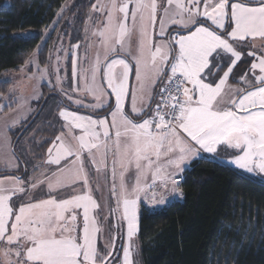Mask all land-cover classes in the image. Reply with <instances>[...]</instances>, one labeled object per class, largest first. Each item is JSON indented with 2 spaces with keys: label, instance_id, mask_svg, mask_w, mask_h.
<instances>
[{
  "label": "snow or ice",
  "instance_id": "6c2138e0",
  "mask_svg": "<svg viewBox=\"0 0 264 264\" xmlns=\"http://www.w3.org/2000/svg\"><path fill=\"white\" fill-rule=\"evenodd\" d=\"M93 8L106 12L105 23L92 33L103 57L98 52L80 72L73 61V76L82 81L74 91L91 95L95 103L87 107L96 109L111 107L106 103L110 90L115 106L108 116L96 119L60 111L71 140L66 141L63 133L55 137L46 163L58 168L30 184L31 189L45 184L47 198L33 199L19 177L12 178V184L0 180V242L7 245L3 255L9 257L8 264H107L108 257L97 246L101 229L95 213L100 205L89 186L86 159L97 173L110 172V192L118 197L117 208L126 221L123 264H134L132 241L139 231L141 195L159 183L163 188L171 184L172 191L182 196L176 173L202 151L215 153L225 145L237 150L231 160L235 166L249 174H264V56L251 63L253 80L247 74L240 78L245 88L227 83L242 58L229 41L264 39V0L257 4L166 0L163 6L159 0H110L107 6L97 0ZM158 16L161 40L154 43ZM171 25L177 26L174 35L168 31ZM225 55L229 67L217 81L210 65L219 71ZM133 72L135 86L130 93ZM75 103L85 106L79 100ZM75 129L79 134L72 135ZM130 171L131 180L126 178ZM76 186L81 191L76 192ZM64 188L74 194L63 197ZM25 197L27 202L21 203ZM148 199L157 202L155 192ZM164 202L163 197L158 201ZM114 246L105 245L108 255Z\"/></svg>",
  "mask_w": 264,
  "mask_h": 264
},
{
  "label": "trees",
  "instance_id": "16d2710c",
  "mask_svg": "<svg viewBox=\"0 0 264 264\" xmlns=\"http://www.w3.org/2000/svg\"><path fill=\"white\" fill-rule=\"evenodd\" d=\"M95 2L0 0V95L5 96L12 87L11 82L4 81L5 76L27 64L41 44L42 32L63 6L71 4L72 14H76L70 44H77L83 41L84 24ZM27 31L35 35L24 37ZM49 43L41 49L42 64L47 62ZM69 63L71 68V60ZM161 83L155 87V94ZM52 97L60 99L55 93L46 94L40 106L44 108ZM62 105L98 118L108 116L114 100L111 107L96 113L70 106L65 100ZM38 116L39 112L12 133L21 166L24 161L16 151L19 141ZM9 175L15 174L0 172V177ZM181 178V201L157 211L141 206V264H264V183L206 158L193 161ZM122 246L120 242L116 247L115 262L122 256Z\"/></svg>",
  "mask_w": 264,
  "mask_h": 264
},
{
  "label": "rangeland",
  "instance_id": "374dc122",
  "mask_svg": "<svg viewBox=\"0 0 264 264\" xmlns=\"http://www.w3.org/2000/svg\"><path fill=\"white\" fill-rule=\"evenodd\" d=\"M95 4H97V0H95ZM249 2L259 1V0H246ZM160 4L163 6L166 3V0H159ZM231 2V0H230ZM99 3L107 6L110 3V0H99ZM94 4V5H95ZM89 16L85 21L84 32H83V41L77 44H70V34L71 30L74 26L76 20V14H72L71 4L63 6L59 12L56 14L54 22L42 32V41L41 44L36 49L34 55L27 61V64L16 73H11L5 76L4 81L11 82V89L9 93L5 96L0 95V111L3 112L6 110V107L11 111L6 117L7 122L10 125H16V128L23 123L29 121V118L34 116L39 112V116L37 117L36 122L31 127L30 132L21 139L19 146L17 147V152L22 154L24 157L27 155L24 152V147L27 144L30 149H32V145L34 142L38 145L39 152H42V147L45 142L50 138H53L59 134L60 124L59 121L63 118L60 117L59 113L62 110H70L66 106L62 105V101L73 107L81 108L84 110H89L92 113H96L98 111L104 110L108 107L103 108H90L87 105L94 104V98L86 92L83 91H74V89L80 88L82 86V81L79 79V76H73V61L75 60L77 65V72L83 71L85 68L89 67L93 62L96 54L99 52L101 57H103V50L100 48L98 38L93 36V32L102 27L105 23L106 12L96 11L94 8L89 12ZM177 26L171 25L168 29L169 32H172ZM159 30V16L157 19V25L153 33V42L159 43L161 38L158 35ZM35 33L32 31H27L23 34L24 37L34 36ZM174 35V34H173ZM257 39V40H256ZM252 40L251 38L247 39L242 43L233 42V46L236 47L238 51H241L244 56V61H251V63L255 62L256 56H261L264 54V48L260 46V43H264L260 38H256ZM52 40L50 43L49 41ZM135 41V37L133 38ZM49 43L48 54L46 58V64H42L40 61V52L41 49ZM251 43V44H250ZM261 43V45H262ZM76 45H79L77 48ZM249 53H253L254 55H249ZM251 60H250V59ZM111 59V57H109ZM71 60V68H69ZM36 63L39 64V67H36ZM250 63V64H251ZM248 64H245V69L249 68ZM251 68V65H250ZM249 69H246V74L249 80H253V74ZM47 69L46 74L43 76L41 73ZM58 70V71H57ZM258 74L259 70H255ZM57 76L60 77V82H57ZM101 77L98 76V79ZM158 85V84H157ZM156 85V86H157ZM135 86L134 72L133 76L130 77L129 81V90H131ZM246 85L243 83L240 88H245ZM106 103L110 105L112 99L114 100V96L110 94V90H106ZM55 93L60 96L52 97V99L46 104L43 108L42 104L40 106L41 100L45 97L46 94ZM154 94V91H153ZM72 97V100L68 99V96ZM82 101L83 105L79 106L75 103V101ZM130 100V97H129ZM10 104L13 106L11 107ZM115 106V104H114ZM12 108V110H11ZM125 111H130V103L126 101L125 103ZM84 115L83 113H80ZM88 115V114H87ZM66 123V122H65ZM64 134V139L67 134L68 137L71 135L68 132V129ZM55 135V136H54ZM5 141L4 132L0 131V143ZM237 154V150L231 149L225 145H220L215 153H211L213 157H218L225 161L226 165H230L237 170H240L244 175L249 178H254L256 180H260L264 183V174L254 175L249 174L247 171L242 170L231 163L232 158ZM111 155L108 157L109 165L111 164ZM193 159V158H192ZM191 159V160H192ZM190 160V161H191ZM189 161V162H190ZM189 162H186V166ZM86 167V166H85ZM87 170V168H86ZM171 171H175L174 169ZM92 175L89 174V186L92 188L93 196L99 203L100 207L96 210V218L99 223L101 231L98 233L97 246L98 249L108 257L107 264H123V248L127 247V235H126V221L122 219L121 209L117 208V199L118 197L113 196L110 192V188L112 185V178L110 172L102 171L101 173H97L92 180ZM131 173L127 174V179L131 180ZM181 177H176V180ZM116 184L117 187L119 185V169H117L116 173ZM181 184V182H178ZM177 184V186H178ZM97 185L99 187L97 188ZM76 192L81 191L79 186L75 188ZM71 189H67V192L62 191L61 195L65 198L74 194L70 191ZM156 189H149L146 194L141 195V201L139 205V216L141 214L142 205L149 207L151 210H160L161 208L168 206L171 204L172 200L165 201L164 203H158L159 199L162 197L159 195L157 197V202H151L148 197H151L153 192ZM66 191V190H65ZM64 192V193H63ZM172 198L177 199L179 195L172 193ZM38 196V195H37ZM44 198H47L45 195ZM180 201V200H179ZM112 209H116V211H112ZM82 219V213H78V222ZM140 221V220H139ZM139 232V231H138ZM122 242V256L118 262H115L116 257V247L118 243ZM114 243V249L111 251V255H108L109 248H106L105 245L111 246ZM133 246V262L134 264H141V253H140V241L137 235L133 238L132 241ZM7 247L4 242H0V264H8L9 257H5L3 255V249ZM12 260L15 259L14 256L10 257Z\"/></svg>",
  "mask_w": 264,
  "mask_h": 264
},
{
  "label": "crops",
  "instance_id": "0c3cea01",
  "mask_svg": "<svg viewBox=\"0 0 264 264\" xmlns=\"http://www.w3.org/2000/svg\"><path fill=\"white\" fill-rule=\"evenodd\" d=\"M254 2H259V1H254ZM254 2H251V3H254ZM261 40L264 41V39H261ZM240 43H242V42H240ZM261 43H260V46L264 48V43H262V45H261ZM261 56H264V54H262ZM251 59L253 61V59H255V58H251ZM228 61H229V56L228 55H225V56L222 57L221 69L219 71H217L212 65H210V69L214 72V78L217 81H218L219 78H221L223 76V73L225 71H227V69L229 67ZM248 63H249L248 67L250 68L251 61L249 62V61L246 60V62H245L244 61V56H243V53H242L241 60L238 61L235 64V66L232 69V72L229 74V79L227 81L228 85H230V86H232L234 88H240V86L243 84V82H241L240 78L246 74V69H249V68L245 69L244 65L248 64ZM205 71L207 72L208 69H206ZM258 74H259V72H258ZM210 79H212V78H210ZM153 95H155V89H154V94ZM10 106L13 107L11 104H10ZM6 109H7L6 113L4 111L3 112L0 111V131L4 132V135H5V141L3 143H0V172H8V173L11 172V173H14L15 175L1 176L0 180H2L5 184H12L14 182L12 178L19 177L23 181V184L21 186L24 187L27 190V192L29 193V195L33 199L44 198L43 196H44V193L46 191L45 184L39 185L36 189H31L30 188V184H31V182H33L35 180L44 179L45 176L50 175L52 171H55L58 168V166H56V165H49V164L46 163V161L48 159L47 150L51 146V142L58 135L56 134V136L54 135L55 137L50 138L47 141H43L45 143L43 144L42 152H39V148H38V145L36 144V142H34V144L31 146L32 149H30V147L27 145L28 144L27 143L25 145V147H24V152L27 155L26 157H24L22 154L17 152V154H19V156H21L23 161H24V166H21V164L18 161L17 156L14 153V148H13V144L14 143H13L12 133L14 131H16L23 124V122H22V124L20 126H18V128H16V125L15 126L14 125H10L7 122V120H6V117L8 116V114L11 111L8 109V107H6ZM11 110H12V108H11ZM93 118L96 119L95 117H93ZM98 118H103V117H98ZM109 119H110V117H109ZM59 122H60V124H58V126L60 127V130H61L59 132V134H61V133L65 134L66 130L63 129L64 125H65V121L62 122V120H61ZM76 134H79V130L78 129H75L73 131V133H72V135H76ZM65 140L66 141L71 140V136L68 137L67 134H66ZM20 142H21V140L19 141V144H20ZM219 147H220V145L217 147V149ZM102 152H103V149H101V153ZM98 156H99V154H98ZM204 158L209 159V160H211L213 162H217V163H219V164H221V165H223L225 167L228 166L229 168H232V169L240 172L241 174H243L240 170H237L236 168H234V167H232V166H230L228 164L226 165V163H224L225 161H223L222 159H220L218 157L217 158L213 157L211 155V153H207V152H203L202 151L198 157L193 158L186 166H184V168H183L184 170L182 172H177L176 173V177H182L183 173L187 169H189V167H190V165L192 164L193 161L199 160V159H204ZM9 161H10V163H9ZM63 163L64 162H62V164ZM85 166L87 168L88 173L90 175H92L91 178L93 180L95 175L97 174V172L94 170V168L92 166H90L88 164L87 159L85 160ZM171 170H173V169H170V171ZM101 172H99V173H101ZM129 173H131V177L130 178H132V172L130 171ZM176 177H175V179H176ZM178 188H179V190L181 192L180 184H178ZM67 189H70V188L62 189L61 193H62V191L67 192ZM155 189H156L155 190L156 197H159V195H161L164 198L165 201H168V200L171 199L172 202H173V201H179V200L181 201L183 199V195L182 196L179 195V197L177 199L172 198L173 191H172V185L171 184H169L167 188H163L158 183ZM70 191L73 192L72 189ZM20 195L24 196V194H20ZM13 200L14 201L17 200V197L14 196ZM20 202L21 203L27 202V197H25Z\"/></svg>",
  "mask_w": 264,
  "mask_h": 264
},
{
  "label": "built area",
  "instance_id": "2783aa9c",
  "mask_svg": "<svg viewBox=\"0 0 264 264\" xmlns=\"http://www.w3.org/2000/svg\"><path fill=\"white\" fill-rule=\"evenodd\" d=\"M161 86H162V83H161V85L159 86V88H160ZM159 88H158V91H159ZM177 181H178V182H181V181H182V178H178Z\"/></svg>",
  "mask_w": 264,
  "mask_h": 264
}]
</instances>
